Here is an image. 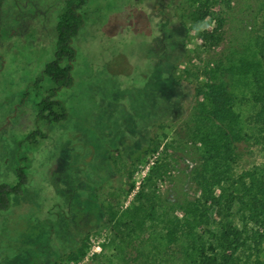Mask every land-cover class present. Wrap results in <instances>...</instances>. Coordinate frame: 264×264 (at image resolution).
<instances>
[{
  "label": "trees",
  "instance_id": "obj_1",
  "mask_svg": "<svg viewBox=\"0 0 264 264\" xmlns=\"http://www.w3.org/2000/svg\"><path fill=\"white\" fill-rule=\"evenodd\" d=\"M230 1L204 0L195 9L199 18L211 16L215 24L199 34L203 53L194 57L198 64H193V80L176 63L179 55L189 57L182 50L177 54L170 41L163 45L160 38L164 51L148 53L132 86L113 98L115 115L88 110L84 129L51 137L54 125L69 117L58 92L73 84V39L85 24L86 0H62L51 58L19 99L26 96L32 102L33 125L13 137L8 170L4 166L12 181L0 182V211L10 206L12 196L17 204L21 200L16 196L23 192L41 193L28 201L19 218L27 264L78 261L88 250L96 222L108 231L109 253L93 254V264H263L264 160L235 167L240 142L257 144L264 154V0ZM216 2L223 5L212 10ZM183 82L194 86L191 100ZM243 100L248 107L244 115ZM165 124L175 129L161 144L164 135L156 130ZM110 125L113 144L104 138ZM46 140L57 145L71 171L84 173V181L94 188L106 186L108 172L119 170L109 161L111 147L133 168L160 153L126 207H119L117 196L108 191L97 203L95 190L87 187L69 194L58 188L56 202L47 199L51 185H29L33 152ZM168 147L177 153H167ZM167 154L177 164L183 162L175 166L174 176ZM163 175L172 176L174 197L146 190ZM127 184L130 194L134 181L128 179ZM41 197L46 199L40 207ZM66 199L67 209L53 215L49 208L60 210Z\"/></svg>",
  "mask_w": 264,
  "mask_h": 264
},
{
  "label": "rangeland",
  "instance_id": "obj_2",
  "mask_svg": "<svg viewBox=\"0 0 264 264\" xmlns=\"http://www.w3.org/2000/svg\"><path fill=\"white\" fill-rule=\"evenodd\" d=\"M203 1L86 0L82 8L85 24L73 39L77 52L71 70L73 84L58 92V96L65 101L69 117L64 123L54 125L49 136L57 137L61 132L73 133L78 127L84 129V116L88 110L94 113L99 111L107 116L115 115L117 112L113 98L117 95L122 97L120 93L132 86L134 74L143 69L148 53L157 56L164 51L162 47L160 48V38H163V45L169 44L170 41L177 54L182 50V53L189 57L188 61L179 55L180 60L176 63L178 68L185 69L187 75H190L189 79L193 80L192 71L195 66L193 64H198L194 57L203 53L199 34L204 30L210 31L215 24L211 16L199 18L195 9L199 2ZM61 2L62 0H0V182L12 181L6 178V164L13 137L27 131L29 125H33L32 102L26 96L22 100L19 99L23 89L38 77L45 62L51 58L55 37L54 22ZM233 3V0L230 1V4ZM221 5L222 2L212 3L210 8L218 10ZM231 13L232 10L229 9V14ZM231 17L232 15H229V18ZM183 85V89L187 91L186 99L191 100L193 84L183 82ZM247 109L243 100L241 108L243 115ZM7 125L11 126L8 130L5 129ZM111 128L112 125L106 128L104 138L113 144ZM174 129V125L165 124L156 130L164 135L160 137L161 144L171 139ZM50 141H53V138ZM41 145L33 152L36 159L32 162L29 174L31 187L40 183L48 187L51 185L53 188L47 187L51 195L47 199L56 202L58 198L60 199L59 196L56 197L58 188L67 191L66 194L75 188L87 187L95 190L97 203L103 199L107 191L113 192V195L117 196L119 207L122 208L130 204L160 153L159 151L153 153L146 164L142 163L133 168L125 165L117 155L115 147H111L112 157L109 161L119 170L108 172L110 176L106 186L94 188L84 181V173L75 174L77 170L71 171L68 159L63 157L64 153L58 151L57 145L47 140ZM238 146L236 170L264 160V154L257 144L250 143L247 146L240 142ZM170 152L177 153L172 147H168L167 153ZM165 159L169 163V171L174 176L177 173L175 166L183 162L177 164L178 160L175 161L169 154ZM167 176H161L146 190L160 191L174 197L176 194L174 183L169 180L172 176ZM128 179L134 181V188L130 194H127ZM45 185L44 188L47 189ZM31 193L23 192L17 195L18 200H21L17 204L13 200L15 196H12L10 206L0 211V264H27L22 247L23 231H20L22 219L19 218L22 217L28 201L41 195L33 189ZM45 199L40 198V207ZM38 200L39 197L36 198V201ZM114 202L116 197L113 199ZM67 206L66 199L59 207L60 210H54L52 207L49 209L53 215L58 213L60 215L61 210L67 209ZM56 219L59 221V218ZM2 227L4 229L1 230ZM91 232L85 255L76 262L70 261L66 264H93L91 261L93 254L103 251L109 253L108 231L100 229V224L96 222Z\"/></svg>",
  "mask_w": 264,
  "mask_h": 264
}]
</instances>
